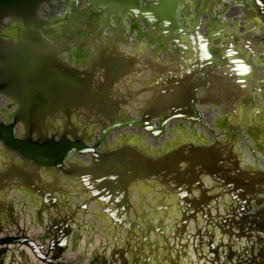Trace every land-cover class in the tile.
Segmentation results:
<instances>
[{
    "label": "water",
    "instance_id": "obj_1",
    "mask_svg": "<svg viewBox=\"0 0 264 264\" xmlns=\"http://www.w3.org/2000/svg\"><path fill=\"white\" fill-rule=\"evenodd\" d=\"M112 30L133 35L118 40ZM145 30H168L167 40L172 30H211V55L166 49ZM210 120L211 139L198 137L197 123ZM261 126L264 0H0V147L38 175L60 179L72 167L67 187L76 182L106 206L94 227L74 223L84 237L85 224L89 236L104 235L119 220L122 234L139 220L122 208L142 182L164 186L174 202H200L194 186L211 182V210L164 215L168 230L179 219L208 230L212 218L217 228L227 203L254 196Z\"/></svg>",
    "mask_w": 264,
    "mask_h": 264
},
{
    "label": "flooded vegetation",
    "instance_id": "obj_2",
    "mask_svg": "<svg viewBox=\"0 0 264 264\" xmlns=\"http://www.w3.org/2000/svg\"><path fill=\"white\" fill-rule=\"evenodd\" d=\"M113 24L118 26L117 22ZM166 31L145 30L144 33L158 38L166 49L174 50L177 44L185 48L195 45L200 53L206 49L211 55V30H172L168 40ZM208 31L210 37L202 35ZM132 32L112 30L110 34L111 38L123 40L128 34L133 35ZM66 53L61 55L66 57ZM80 53L81 50L73 55L78 63ZM198 96L200 101L211 94ZM199 127L203 132L197 136L211 139V120L206 126L197 123ZM182 130H176L181 138L187 136ZM258 132L257 146H264V126ZM260 158L264 160V156ZM22 162L18 153L0 147V264H264V164L260 163L255 191L250 193L254 196L227 203L225 209L229 214L223 212L225 218L219 219L217 228L212 218L209 231L201 223L184 225L183 219H179L172 222L173 230H168L164 215L170 209L211 210V182L194 186L198 195L202 194L200 202H174L164 186L152 187V182H142L141 187L131 186L126 190L128 204H119L131 214L136 212L139 220L131 216L129 227L121 234L119 220L110 218V223H106L108 228L102 232L104 235L97 237L99 230L94 228L90 236L87 232L84 237L73 229L74 223L86 219L94 227V223L105 218L106 206L90 192L83 193L76 182H71L75 187H67L66 182L77 176L74 171L72 174V167L67 165L57 179L55 172L38 175L24 171ZM152 210H160V214L150 213ZM146 213L147 218L140 219ZM206 214L209 219L210 214Z\"/></svg>",
    "mask_w": 264,
    "mask_h": 264
},
{
    "label": "rangeland",
    "instance_id": "obj_3",
    "mask_svg": "<svg viewBox=\"0 0 264 264\" xmlns=\"http://www.w3.org/2000/svg\"><path fill=\"white\" fill-rule=\"evenodd\" d=\"M100 59V57H98L97 59H96V62H98V60ZM76 227H77V225H76ZM88 226L85 224V225H82L81 226V230L83 231V234H86L87 233V230H85V228H87ZM101 235V233H98L97 234V237H99ZM86 236V235H85ZM99 243V239H97V244Z\"/></svg>",
    "mask_w": 264,
    "mask_h": 264
}]
</instances>
